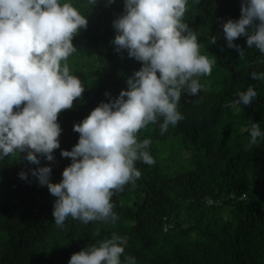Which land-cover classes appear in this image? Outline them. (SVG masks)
Wrapping results in <instances>:
<instances>
[{
  "label": "clouds",
  "instance_id": "1",
  "mask_svg": "<svg viewBox=\"0 0 264 264\" xmlns=\"http://www.w3.org/2000/svg\"><path fill=\"white\" fill-rule=\"evenodd\" d=\"M96 3L87 0L91 8ZM187 4L124 0L111 43L142 67L128 78L126 91L74 125L79 140L71 151H61L71 160L61 182H50L51 167L30 170L56 198L52 216L57 228L63 229L69 217L84 224H115L113 195L126 185L135 187L141 177L137 161L155 163L147 150L151 140L138 141V133L162 119L163 135L184 119L178 110L182 93L198 96L203 90L200 78L211 75L216 57L201 54L197 34L183 22ZM87 26L86 16L67 0H0V160L26 153L29 164L39 165V157L54 162L62 131L58 116L85 92L81 80L70 74L68 60L77 52L73 39ZM222 29L227 47L235 48L240 59L244 51L234 41L241 36L264 55V0H241L240 19L222 23ZM251 78L264 81V72H252ZM237 97L236 104L248 106L257 92L249 86ZM248 132L249 148L264 138L257 123ZM19 178L27 180V173L21 171ZM126 246L127 237L113 233L73 254L68 264H122ZM123 264H136L135 258L125 256Z\"/></svg>",
  "mask_w": 264,
  "mask_h": 264
},
{
  "label": "trees",
  "instance_id": "2",
  "mask_svg": "<svg viewBox=\"0 0 264 264\" xmlns=\"http://www.w3.org/2000/svg\"><path fill=\"white\" fill-rule=\"evenodd\" d=\"M103 1L97 0L91 8L87 0H67L88 20L87 28L81 29L73 39L76 53L94 54L100 63L102 79L90 86L84 82L82 71L71 73L81 80L85 92L74 101L72 109L58 116L62 131L54 162L39 157V165L29 164L23 159L26 153L17 156L12 165L7 163V157L0 160V264H29L22 260L30 256L32 264H65L79 252L85 240L78 220L65 222L63 229L56 227L48 188L40 187L30 170L51 167L50 182L54 183L55 177L62 180L63 170L71 160L63 158L61 151H71L79 140V134L73 131L74 125L82 122L100 103H109L122 90L126 91L128 78L142 67L141 62L124 55L123 50L117 53L111 43L116 35L113 21L123 14L124 4L114 11L101 6ZM97 7L101 8L100 12ZM240 17L241 0H188L183 22L194 32L201 26L206 27L212 42L213 38L218 41L224 35L225 19L236 21ZM210 48L212 56L216 57L213 73L225 72L221 87L209 97L182 93L178 110L184 119L170 129L173 135L182 136L194 148L193 169L173 180L149 174L153 179H138L135 187L126 185L112 197L115 208L125 191H134L137 196L133 203L132 240H127L122 263L125 256H132L136 264H264V138H258L257 144L250 148L248 130L231 135L229 141L218 139L225 97L231 92L237 97V93L246 91L249 86L257 92L259 81L253 80L251 73L264 72V55L256 49L251 63L237 70L230 61H221L216 47ZM261 101L257 96L250 105H243L242 116L251 118L264 131ZM21 171L27 173V180L19 178ZM214 183L226 184L239 198L231 219L212 230L205 227L202 230L204 243L181 244L156 254L144 253L143 248H148L155 233L165 234L173 227L175 215L171 211L178 202L189 200L198 186L202 196L194 200L203 205ZM164 224L169 226L166 231ZM104 239L106 235H100L95 243ZM39 252L43 254L34 255Z\"/></svg>",
  "mask_w": 264,
  "mask_h": 264
},
{
  "label": "rangeland",
  "instance_id": "3",
  "mask_svg": "<svg viewBox=\"0 0 264 264\" xmlns=\"http://www.w3.org/2000/svg\"><path fill=\"white\" fill-rule=\"evenodd\" d=\"M123 4L124 0H115L110 5L108 4V0H104L101 6L117 11ZM100 9V7H97L96 10L100 12ZM228 20L230 18L225 19L224 23ZM195 33L197 34L198 42L201 44V54H209L212 56L210 47L214 46L220 55L221 61H230L237 70L248 66L256 51L255 47L249 48L247 46V37L241 36L234 41V44L240 46L244 51V58L240 59V54L235 48L227 47L224 35L213 44L210 42L209 31L206 27L201 26ZM123 54L128 56L126 50H123ZM68 64L70 74L75 70L82 71L85 77L84 82L90 86H94L102 79L100 63L92 53H74L69 57ZM224 73V71H221L214 74L212 71L210 76L201 77L200 83L203 85V90L199 94L204 97L215 95L221 87V80ZM257 96H260L262 99L260 108L264 115V81H259ZM237 99L236 95L232 92L225 97L222 105L223 119L221 126L218 128L220 132L218 139L221 141H229L230 136L233 134L245 133L253 123L251 118H243V105L236 104L235 101ZM160 123H162V119L156 124H149L137 135L138 141L140 142L144 139L151 140V144L147 150L155 160L153 165H147L141 161L136 162L135 166L141 172V177L139 178L141 181L153 179L149 174H160L173 180L178 175L190 172L194 167L192 163L194 148L192 145L182 136L173 135L170 132L172 126H169L168 131L161 135ZM16 158L11 156L7 157V163L12 165ZM59 182H61L60 178L55 177L54 184ZM199 190L200 187L197 186L194 188L193 196L189 200H180L178 202L176 209L171 211L175 215V219L172 218L175 221L172 220L173 227L168 233H165L166 235L162 232L155 233L148 248H143L144 253L156 254L159 250H169L181 244L192 245L194 243H204L205 236L202 230L205 227L208 226L212 230L216 225H220L231 219V213L236 207L239 198L229 186L224 183H214L212 185V193H206L212 201L211 204L203 202L202 205L200 201L197 202L194 200V197L202 196V192ZM47 195L54 205L56 198L49 191H47ZM136 198V193L130 190L125 191L119 197L118 206L113 210L119 217L115 224L103 222L84 224L80 222L85 234V240L79 252L96 244L95 241L100 235H106V239H110L111 235L116 233L120 236L127 237V240H132L131 232L135 226L132 218L134 211L133 203ZM72 221L74 220L69 217L66 222ZM42 254L43 252H39L38 254L34 253L35 256ZM32 258L30 256L28 259L22 261L32 264ZM65 264H68V262Z\"/></svg>",
  "mask_w": 264,
  "mask_h": 264
},
{
  "label": "built area",
  "instance_id": "4",
  "mask_svg": "<svg viewBox=\"0 0 264 264\" xmlns=\"http://www.w3.org/2000/svg\"><path fill=\"white\" fill-rule=\"evenodd\" d=\"M257 23H258V22H257ZM57 152H58V149H57V150H54L53 155L56 156V155H57ZM205 203H206V204H211L212 201H211L208 197H206V198H205ZM168 227H169L168 225L164 224V226H163V230L166 231V230L168 229Z\"/></svg>",
  "mask_w": 264,
  "mask_h": 264
}]
</instances>
